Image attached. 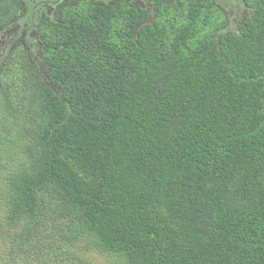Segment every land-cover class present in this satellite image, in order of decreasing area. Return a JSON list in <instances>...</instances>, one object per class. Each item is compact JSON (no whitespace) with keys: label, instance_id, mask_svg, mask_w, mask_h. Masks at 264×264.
I'll use <instances>...</instances> for the list:
<instances>
[{"label":"trees","instance_id":"obj_1","mask_svg":"<svg viewBox=\"0 0 264 264\" xmlns=\"http://www.w3.org/2000/svg\"><path fill=\"white\" fill-rule=\"evenodd\" d=\"M200 2L67 10L42 72L6 61L0 264H264V0L216 49ZM16 13L0 0V27Z\"/></svg>","mask_w":264,"mask_h":264},{"label":"flooded vegetation","instance_id":"obj_2","mask_svg":"<svg viewBox=\"0 0 264 264\" xmlns=\"http://www.w3.org/2000/svg\"><path fill=\"white\" fill-rule=\"evenodd\" d=\"M17 6V13L9 18L7 23L0 27V45L6 40L14 36H34L37 45L34 50L30 64H45V58L41 54V35L42 28L50 25H62L64 18L70 16L71 9L86 8L89 9L88 14H92L93 8L96 6H104L105 15L108 13L113 16V24L116 25L121 19L133 18V11L140 10L141 13L147 15L146 22L150 24L156 23L158 11L167 4L185 5L195 0H12ZM239 0H201L207 8L214 10L216 16V26L214 35L212 34V42L210 47L216 49L217 39L224 33H235L238 30L239 23L245 19L251 18L253 7L248 6L244 2V6L238 5ZM245 1V0H243ZM234 17L233 31L229 26V18ZM30 31H28V29ZM17 49L12 51L16 52ZM30 55V53H29ZM10 58L12 57L9 55ZM6 61H4V64ZM41 65V66H42ZM2 65L0 69L3 67ZM39 66V67H41Z\"/></svg>","mask_w":264,"mask_h":264},{"label":"rangeland","instance_id":"obj_3","mask_svg":"<svg viewBox=\"0 0 264 264\" xmlns=\"http://www.w3.org/2000/svg\"><path fill=\"white\" fill-rule=\"evenodd\" d=\"M244 1L239 0L238 5L244 6ZM234 17L232 16L229 18V26L233 31H236L234 29ZM32 27L28 29L30 31ZM45 28H42V30ZM36 38L34 36H14L10 38L7 36L6 40L0 45V67L4 65V61H11L16 62L17 64L21 62V60L17 57L18 53H21L23 55V59L29 64L31 62L32 57H34L35 53V47L37 45ZM14 49H17L16 52L12 51ZM30 53V55H29ZM11 55L12 57L10 58ZM13 58V59H12ZM42 63L38 64V66H41ZM42 68H44V65H42L39 69V71L42 72ZM1 70V69H0ZM2 238H0V243L2 242ZM15 254V253H14ZM70 254H72V250L70 247L62 245L61 251H60V259L62 255H68L70 257ZM27 255V254H26ZM25 255V256H26ZM52 258H54V261L58 262V258L56 259L52 255H50ZM69 261V260H68ZM74 262L73 259H70V263L72 264ZM23 264H31L30 262L27 263L26 261L23 262ZM33 264V263H32ZM73 264H121L120 261L114 259L113 257L107 256L102 253H94V252H87L86 254H82L80 261H75Z\"/></svg>","mask_w":264,"mask_h":264},{"label":"clouds","instance_id":"obj_4","mask_svg":"<svg viewBox=\"0 0 264 264\" xmlns=\"http://www.w3.org/2000/svg\"><path fill=\"white\" fill-rule=\"evenodd\" d=\"M147 19V16H146V18H145V20ZM148 23V22H147ZM217 45V44H216ZM46 64V63H45Z\"/></svg>","mask_w":264,"mask_h":264}]
</instances>
